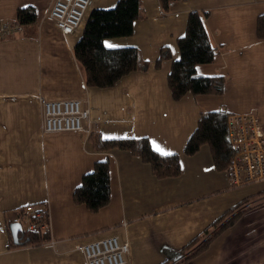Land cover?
<instances>
[{"label": "crops", "instance_id": "1", "mask_svg": "<svg viewBox=\"0 0 264 264\" xmlns=\"http://www.w3.org/2000/svg\"><path fill=\"white\" fill-rule=\"evenodd\" d=\"M117 1L91 0L81 26L65 35L50 17L55 0H0V22H19L18 9L26 6L37 15L0 38V264H87L77 244L111 233L129 242L127 264H159L165 250L181 249L251 192L246 186L229 188V173L217 170L209 145L194 155L184 149L203 112L244 113L236 97L251 88L264 92V39L257 33L264 0H184L172 2L168 11L160 0H140L134 34L105 42L112 48L137 47L150 67L111 87L88 86L74 46L92 10ZM191 10L208 12L207 30L218 51L198 72L224 75V96L173 98L168 74L181 55L178 38ZM165 47L171 58L157 65ZM40 96L81 100L90 112L83 130L45 132ZM93 132L103 138L147 137L153 148L180 153V174L160 178L130 150L97 151L89 140ZM105 159L111 201L92 212L75 203L73 193L82 176ZM255 187L264 189V182ZM40 204L48 209L50 241L14 246L11 224L24 220L25 227L23 208ZM255 215L241 218L188 264H264V226Z\"/></svg>", "mask_w": 264, "mask_h": 264}, {"label": "trees", "instance_id": "2", "mask_svg": "<svg viewBox=\"0 0 264 264\" xmlns=\"http://www.w3.org/2000/svg\"><path fill=\"white\" fill-rule=\"evenodd\" d=\"M160 1L163 9L168 11L172 2L184 0ZM140 8V0H118L114 7L92 10L83 34L74 46V55L84 70L85 81L88 86L111 87L123 76L133 71L148 70L150 64L141 58V53L137 47L112 48L108 47L105 42L109 38L133 35L134 24L139 18ZM207 15V11L191 10L188 15L186 32L178 38L181 55L178 59L173 60L172 68L168 74V84L173 98L177 101L188 93L194 96L223 95L226 91L227 79L224 75L205 76L198 72L199 65L212 63L218 54L207 30L205 22ZM36 17L35 9L32 6L18 9L17 20L22 24L33 22ZM257 33L260 39H264V14L259 16ZM169 58H171V53L165 47L161 51L157 65ZM229 114L225 109L203 112L186 144L184 153L194 155L203 145H209L217 170L227 171L236 153V149L231 145L228 136L227 118ZM89 140L97 151H110L116 148L132 151L149 163L154 173L160 178L180 174V153L163 155L161 152L155 151L147 137L103 138L93 132L89 136ZM73 198L75 203L86 205L92 212H99L110 203L111 172L109 159L97 161L94 168L82 176L81 183L74 190ZM250 200V196L246 197L226 210L204 232L223 222L235 210ZM37 207H40L43 212L46 211L43 214V222L47 225L48 209L41 204ZM25 208H23V213ZM239 216L240 213L234 214L229 221L218 229L215 236L225 228L232 226ZM21 224H24V220ZM200 236L201 234L194 237L181 249L165 250V260L160 264H168L184 256L185 253L184 260H190L205 251L213 239L210 238L201 243L199 241ZM50 239L48 226L45 230L35 229L33 231L23 227V231L19 234V242L14 246H37L50 241ZM197 244L198 246H196ZM193 247L196 250L190 253ZM179 260H177L178 263Z\"/></svg>", "mask_w": 264, "mask_h": 264}, {"label": "built area", "instance_id": "3", "mask_svg": "<svg viewBox=\"0 0 264 264\" xmlns=\"http://www.w3.org/2000/svg\"><path fill=\"white\" fill-rule=\"evenodd\" d=\"M91 0H55L50 17L63 34L74 33L82 24ZM22 28V23L0 22V38L7 37ZM45 132L80 131L83 121L90 116L79 99L48 100L40 97ZM228 136L236 153L228 171L232 187L264 181V127L255 113L229 114ZM40 207L25 208V227L28 230L41 229L43 222ZM76 248L85 255L87 264H127L130 244L119 235L111 234L77 244Z\"/></svg>", "mask_w": 264, "mask_h": 264}, {"label": "rangeland", "instance_id": "4", "mask_svg": "<svg viewBox=\"0 0 264 264\" xmlns=\"http://www.w3.org/2000/svg\"><path fill=\"white\" fill-rule=\"evenodd\" d=\"M260 85H261V88L263 89L264 88V80H260ZM257 84L254 86L256 89H257ZM225 95V94H224ZM223 95V96H224ZM40 97H43V96H40ZM45 98V97H44ZM40 99V98H39ZM46 99V98H45ZM50 100V99H48ZM235 101V100H234ZM236 101H237V107L241 110H244V113H255L259 116L260 120H263V127H264V92L260 89H257L256 91H254L252 88L248 91H244V92H241L237 97H236ZM41 104V103H40ZM232 114H237L239 112H231ZM213 157V155H212ZM214 161V159H213ZM228 171V170H227ZM229 173V171H228ZM264 182V181H263ZM261 183V182H259ZM243 186H246L244 189L246 188H249L251 190V192H248L249 195H246L245 197H243L242 199L246 198V197H251V200L250 201H247L245 202L242 206H240L237 210H235L233 212L232 215L228 216L223 222L219 223L217 226H214V227H211L209 228L206 232H204L207 228H205L200 234V240L201 243L202 242H205L206 240L212 238L213 240L211 241L209 247L213 244V242L220 236L222 235L227 229H229L230 227L234 226L241 218H243L244 216H247L248 214H256L255 215V219H258V220H261V222H259V224H263L264 226V189H261V190H258V191H254L252 189H258L255 187V183H250V184H244V185H241V186H238L240 188H243ZM238 187H232L231 186V181H230V186L229 188L230 189H235V188H238ZM210 197V196H209ZM241 199V200H242ZM240 200V201H241ZM238 201V202H240ZM237 202V203H238ZM235 203V204H237ZM234 204V205H235ZM232 205V206H234ZM231 206V207H232ZM229 207V208H231ZM229 208H227L226 210H228ZM225 210V211H226ZM224 211V212H225ZM223 212V213H224ZM258 212V213H256ZM222 213V214H223ZM240 213V216L238 217V219L235 221V223L230 226V227H227L225 228L220 234L216 235L217 234L216 232L218 231V229L224 225L227 221H229L233 216L234 214H238ZM221 214V215H222ZM210 225V224H209ZM208 225V226H209ZM264 229V228H262ZM261 230V229H260ZM261 233V235L263 234L262 232H259ZM111 234H115V233H111ZM111 234H108V235H111ZM198 234V235H200ZM118 235V234H116ZM197 235V236H198ZM106 236V235H105ZM215 236V237H214ZM102 237V236H101ZM256 237H259V235H257ZM121 239V238H120ZM193 239V238H192ZM191 239V240H192ZM190 240V241H191ZM123 241V240H122ZM187 244V243H186ZM185 244V245H186ZM184 245V246H185ZM248 245H250V239H248ZM182 246V247H184ZM198 246V244L196 245ZM195 246V247H196ZM193 247L190 251V253L194 250H196V248ZM209 247L205 250L207 251L209 249ZM205 251H203L202 253H204ZM202 253L198 254L197 256L193 257L192 259L190 260H184V256L180 257L179 259V263L177 260H174V261H171L169 262L168 264H188L191 260L199 257ZM160 264V263H159Z\"/></svg>", "mask_w": 264, "mask_h": 264}, {"label": "water", "instance_id": "5", "mask_svg": "<svg viewBox=\"0 0 264 264\" xmlns=\"http://www.w3.org/2000/svg\"><path fill=\"white\" fill-rule=\"evenodd\" d=\"M12 236L15 244L19 242V234L23 231V226L20 222H14L11 224Z\"/></svg>", "mask_w": 264, "mask_h": 264}, {"label": "snow or ice", "instance_id": "6", "mask_svg": "<svg viewBox=\"0 0 264 264\" xmlns=\"http://www.w3.org/2000/svg\"><path fill=\"white\" fill-rule=\"evenodd\" d=\"M111 46V45H109ZM154 149L157 152H162L163 155H170L171 153L167 152V151H163L158 145H154Z\"/></svg>", "mask_w": 264, "mask_h": 264}]
</instances>
